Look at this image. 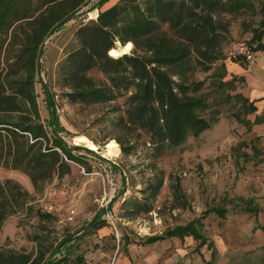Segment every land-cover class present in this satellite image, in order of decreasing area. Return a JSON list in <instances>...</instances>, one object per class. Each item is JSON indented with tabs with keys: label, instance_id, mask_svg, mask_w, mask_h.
<instances>
[{
	"label": "trees",
	"instance_id": "trees-1",
	"mask_svg": "<svg viewBox=\"0 0 264 264\" xmlns=\"http://www.w3.org/2000/svg\"><path fill=\"white\" fill-rule=\"evenodd\" d=\"M91 1L0 0V167L26 174L35 192H41L53 177L60 179L69 174L70 161L86 162L85 156L75 151L93 153L68 145L59 135L63 127L52 93L39 76L49 109L47 123L41 120L34 87L46 40L85 6L92 4L81 13L100 9L109 0ZM258 10L253 0H120L75 30V46L60 65L64 95L70 102L87 105L123 98V113L112 123L115 131L106 136L115 139L122 153L128 154L135 146L132 140L145 135L155 155H161L217 121L218 109L209 100L210 93L203 91L205 80L192 76L197 71H211L209 86L215 91L235 88L236 81L244 80L243 75L224 79L227 68L223 43L229 34V16L255 15ZM260 14L250 38L253 52H264V8H260ZM117 41L131 42L134 51L119 57L111 55ZM244 58L238 55L230 60L242 65ZM93 69L103 73L106 80L90 76L88 72ZM232 96L240 102L244 114L257 110L254 101L241 93ZM235 114L248 127L264 123V114L255 115L252 122ZM161 184V179L149 184L153 197ZM176 187L178 193L179 185ZM32 198L18 181H0V232L5 220L19 212H35L41 222L50 216L35 211ZM252 199H244L241 210L256 214L259 207ZM110 206L100 208V213L84 225L83 232L105 226L102 215ZM211 212L223 218L227 209L215 205L185 224L147 237L146 242L191 236L196 241L195 249L206 244L213 256L214 243L200 231L202 219ZM259 228L264 230L263 225ZM76 239L70 233L64 235L48 255L46 249L33 255L7 250L0 244V264H65L69 243Z\"/></svg>",
	"mask_w": 264,
	"mask_h": 264
},
{
	"label": "rangeland",
	"instance_id": "rangeland-1",
	"mask_svg": "<svg viewBox=\"0 0 264 264\" xmlns=\"http://www.w3.org/2000/svg\"><path fill=\"white\" fill-rule=\"evenodd\" d=\"M253 1L258 13L229 16V34L223 43L226 59L245 56L241 65L244 74H239L244 80L236 81L235 88L215 91L209 86L211 71L195 72L193 79L205 80L203 91L210 93L209 100L218 109L217 121L198 136H188L184 143L161 155H155L145 135L133 136L138 138L132 140L135 146L128 154L122 153L115 139L106 136L115 131L112 123L123 113V98L87 105L70 102L64 95L60 65L75 46V30L96 19L100 9L81 13L92 4L85 6L51 35L45 42L34 85L41 120L47 123L49 109L39 76L52 93L63 127L59 135L68 145L75 144L71 141L74 136L84 135L101 148L116 141L118 154L106 158L101 151L89 149L93 152L89 153L79 149L75 153L83 154L86 162L70 161V173L60 179L53 177L41 192L34 191L23 172L0 167V181L6 178L18 181L33 195L30 203L35 211L48 213L44 208L48 204L54 208L42 222L35 212L9 216L1 229L2 239L5 237L4 247L1 246L33 255L39 249H46L45 255H48L70 233L72 239L80 236L70 241L65 264H119L120 261L125 264H264V230L259 228L264 227V123L248 127L235 116L239 113L252 122L255 115L264 114V52L256 53L250 48L252 29L261 19L264 0ZM133 51L132 48L130 53ZM247 54L251 55L250 59ZM88 74L106 80L99 70L93 69ZM231 75L234 74L229 75L227 71L224 79ZM234 93L254 101L257 110L249 114L241 112L240 102L232 96ZM158 179L162 184L153 197L149 184ZM176 185H179L178 193ZM249 198L259 207L256 214L240 208L243 200ZM110 204L102 215L105 226L83 232L84 225L100 213L99 209H106ZM215 205L226 207L225 217L211 212L201 218L200 226L207 241L214 243L213 256L206 244L195 249L196 242L191 236L183 240L146 242L147 237L185 224ZM71 211L74 218L68 222L66 217Z\"/></svg>",
	"mask_w": 264,
	"mask_h": 264
},
{
	"label": "bare ground",
	"instance_id": "bare-ground-1",
	"mask_svg": "<svg viewBox=\"0 0 264 264\" xmlns=\"http://www.w3.org/2000/svg\"><path fill=\"white\" fill-rule=\"evenodd\" d=\"M133 48V45L131 42H127L122 45V50L117 51L115 48H113L110 51V54L113 56L120 55L122 52L130 53L131 49ZM71 141L75 144H80L83 146H86L90 149H93L95 151H101V153L107 158H113L117 157L118 154V146L115 142H108L106 143L102 148L99 147L97 144H95L93 141H91L89 138H87L84 135H76L73 138H71ZM102 155V156H103Z\"/></svg>",
	"mask_w": 264,
	"mask_h": 264
},
{
	"label": "crops",
	"instance_id": "crops-1",
	"mask_svg": "<svg viewBox=\"0 0 264 264\" xmlns=\"http://www.w3.org/2000/svg\"><path fill=\"white\" fill-rule=\"evenodd\" d=\"M117 0H109L107 1L101 8L100 10H104L106 8H109L110 6H112ZM98 10V9H97ZM256 53H259V52H256ZM225 64L227 66V71H228V74H244V69L241 67L240 64L236 63V62H233L230 60V58L226 59L225 60ZM173 238H176V237H173ZM185 238V237H184ZM5 239V237H4ZM2 239V230L0 232V244L3 246V243L2 241L4 240ZM167 239H170V238H167ZM179 239V238H178ZM165 240V239H164ZM194 240V239H193ZM160 241H163V240H160ZM195 241V240H194ZM158 242V241H156ZM196 242V241H195ZM4 247V246H3ZM119 264H125V262H122L120 261Z\"/></svg>",
	"mask_w": 264,
	"mask_h": 264
},
{
	"label": "built area",
	"instance_id": "built-area-1",
	"mask_svg": "<svg viewBox=\"0 0 264 264\" xmlns=\"http://www.w3.org/2000/svg\"><path fill=\"white\" fill-rule=\"evenodd\" d=\"M247 58L250 59L251 58V55L250 54H247ZM79 155H83V154L79 153ZM44 208H45L46 212H48V213H52L53 210H54V208H53V206L51 204L46 205ZM73 212L74 211H71L69 213V215H67L66 220L68 222H71L73 220L74 217H73V215H71V214H73ZM61 221H63V220H61Z\"/></svg>",
	"mask_w": 264,
	"mask_h": 264
},
{
	"label": "water",
	"instance_id": "water-1",
	"mask_svg": "<svg viewBox=\"0 0 264 264\" xmlns=\"http://www.w3.org/2000/svg\"><path fill=\"white\" fill-rule=\"evenodd\" d=\"M122 45L123 44H121L120 42H116V47H113V48H115L117 51H120V50H122ZM113 48H111V49H113ZM43 53V51H41V54ZM124 54H129V53H126V52H122L120 55H116L115 57H119V56H122V55H124ZM75 145V144H74ZM75 146H79V147H84V148H88V147H85V146H81V145H75ZM88 149H90V148H88ZM90 150H93V149H90ZM97 214H95V216H96Z\"/></svg>",
	"mask_w": 264,
	"mask_h": 264
}]
</instances>
